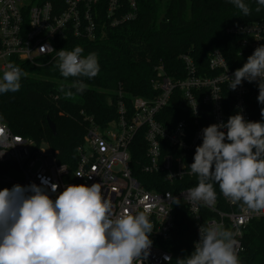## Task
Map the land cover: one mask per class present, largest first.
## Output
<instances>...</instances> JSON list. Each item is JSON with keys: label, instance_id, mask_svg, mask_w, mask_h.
Returning a JSON list of instances; mask_svg holds the SVG:
<instances>
[{"label": "built area", "instance_id": "2783aa9c", "mask_svg": "<svg viewBox=\"0 0 264 264\" xmlns=\"http://www.w3.org/2000/svg\"><path fill=\"white\" fill-rule=\"evenodd\" d=\"M138 15L137 0H61L60 5L51 1L0 0V79L10 63L26 74L21 78L29 76V67L57 62L55 51L72 50V37L95 39L105 29L133 21ZM227 33L240 38L245 49L264 45L263 20L232 25ZM43 45L55 51H41ZM181 58L187 72L184 78L171 77L163 64L156 67V78L152 81L157 92L154 97L136 96L129 107L124 90L119 87L116 100L110 102L116 109L114 118L102 124L86 115L84 141L67 162L60 160L51 146L49 151L44 149L42 145L49 142L38 143L17 134L0 120V164L22 176L17 181L9 173L3 174L0 182L41 185L40 178H47L50 184L59 186L52 192L49 184L47 191L53 200L67 185L101 183L102 193L111 202L114 214L145 211L153 224L150 234L153 243L144 264H168L166 256L173 260V252L167 247L176 227V204L169 198L171 194L180 199L194 218L193 246L199 242L201 225L221 224L233 232L239 257L244 249L245 227L252 220L263 219L264 212H252L239 202L233 203L221 191L212 205L190 204L184 194L196 185L185 182L196 176L189 167L194 162L196 147L202 144V130L228 120L224 104L226 90L232 94L236 112H241L246 121H253L248 96L252 89L258 96L259 89L256 82L248 81L235 90L230 89L228 77L241 67L230 68L220 50H214L210 56V69L217 71L211 76L198 74L190 55ZM171 102L185 108L192 120L184 117L165 125L160 114ZM139 133L146 143L142 172L147 177L143 180L134 175L131 167L130 149ZM165 185L170 188L164 189Z\"/></svg>", "mask_w": 264, "mask_h": 264}, {"label": "clouds", "instance_id": "9594fccd", "mask_svg": "<svg viewBox=\"0 0 264 264\" xmlns=\"http://www.w3.org/2000/svg\"><path fill=\"white\" fill-rule=\"evenodd\" d=\"M230 3L243 15L250 14L244 0ZM256 3L264 6V0ZM40 50L55 51L49 45ZM83 51L80 46L55 51L56 66L63 77L91 79L98 75L97 54L82 56ZM22 75L26 74L18 66L8 64L0 79V93L19 91ZM228 79L232 90L243 81L256 82L258 103L264 105V45ZM72 87L83 92L87 85L78 80ZM60 90L64 91L63 86ZM260 114L264 118V107ZM189 168L198 177L197 185L184 194L190 204L212 205L215 183L231 202H239L252 212H264V122L246 121L237 112L226 123L205 127ZM40 179L41 185L17 184L0 190V264H144L154 227L145 211L114 214L101 183L67 185L53 200L47 191L50 181ZM50 187L56 192L59 186L51 183ZM168 196L172 203L180 204L178 197ZM199 235L194 251L178 258L176 264H240L232 231L221 224L201 225ZM165 260L170 264L171 257Z\"/></svg>", "mask_w": 264, "mask_h": 264}, {"label": "trees", "instance_id": "16d2710c", "mask_svg": "<svg viewBox=\"0 0 264 264\" xmlns=\"http://www.w3.org/2000/svg\"><path fill=\"white\" fill-rule=\"evenodd\" d=\"M39 1L61 4V0ZM137 2L139 15L135 20L105 29L95 39L71 38L74 47L84 49L82 56L97 54L100 71L96 77L65 78L56 66L57 62L44 67L31 66V75L20 79L19 91L0 93V120L17 134L30 137L38 143L49 142L60 160L67 162L75 155L77 146L84 141L86 115L95 117L102 124L116 116V109L110 102L116 100L119 87L123 88L124 99L129 107H132V99L136 96L154 97L157 92L152 81L156 78V67L163 64L171 77L184 78L187 75L181 58L184 54L193 58L198 74L201 75L217 73L209 66L214 50L223 53L230 68L242 67L256 48L241 47L240 38L227 33V28L240 23L264 21V6L258 5L256 0H244L251 10L247 16L230 0ZM256 7H260L261 11L256 12ZM78 80L87 85L85 91L77 92L72 87ZM61 86L64 91L60 90ZM68 91L73 93L71 97L65 95ZM257 97L256 90L252 89L248 96V109L253 121L264 122L260 114L264 105L258 103ZM224 104L228 118L237 113L229 89L225 92ZM60 112L67 118L61 116ZM161 116L168 126L170 120L173 123L184 117L192 120L185 108L177 107L173 102L162 111L160 119ZM48 118L56 123V135L48 125ZM202 119L209 121V118ZM130 151L133 173L139 180H143L147 177L142 172L146 162L143 134H138ZM7 173L9 170L0 164V175ZM185 183L197 185V175ZM14 185L17 184L2 181L0 190L11 189ZM213 186L216 196L220 197L219 185L214 183ZM167 188L170 186L165 185L164 189ZM175 211L176 227L173 236L167 241V247L173 252L170 264H176L178 258H184L194 251V218L181 202L176 204ZM243 246L239 255L240 264H264V218L252 220L245 227Z\"/></svg>", "mask_w": 264, "mask_h": 264}, {"label": "rangeland", "instance_id": "374dc122", "mask_svg": "<svg viewBox=\"0 0 264 264\" xmlns=\"http://www.w3.org/2000/svg\"><path fill=\"white\" fill-rule=\"evenodd\" d=\"M60 114H61V116H64V118H67V116L64 115L63 112H60ZM60 131H62V128H60ZM42 146H43L44 149L47 150V151H49L50 146H51V148H52V145H51L50 143H44ZM52 149H53V148H52ZM9 174L11 175V178H12V179H15V180H17V181H21V179H22V176H21L20 174H18V173H11V172H9Z\"/></svg>", "mask_w": 264, "mask_h": 264}, {"label": "water", "instance_id": "95a60500", "mask_svg": "<svg viewBox=\"0 0 264 264\" xmlns=\"http://www.w3.org/2000/svg\"><path fill=\"white\" fill-rule=\"evenodd\" d=\"M47 121L51 131L53 132L54 135H56L57 134L56 123L51 118H48Z\"/></svg>", "mask_w": 264, "mask_h": 264}]
</instances>
